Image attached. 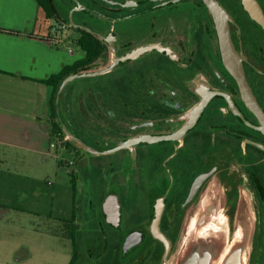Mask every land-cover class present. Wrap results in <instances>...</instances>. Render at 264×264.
Listing matches in <instances>:
<instances>
[{
	"label": "flooded vegetation",
	"instance_id": "af4514ba",
	"mask_svg": "<svg viewBox=\"0 0 264 264\" xmlns=\"http://www.w3.org/2000/svg\"><path fill=\"white\" fill-rule=\"evenodd\" d=\"M50 1L59 42L90 51L72 74L113 66L59 102L96 150L59 121L83 171L74 264H167L213 189L231 219L249 201V264H264V0Z\"/></svg>",
	"mask_w": 264,
	"mask_h": 264
},
{
	"label": "rangeland",
	"instance_id": "374dc122",
	"mask_svg": "<svg viewBox=\"0 0 264 264\" xmlns=\"http://www.w3.org/2000/svg\"><path fill=\"white\" fill-rule=\"evenodd\" d=\"M49 24L57 28L56 19ZM58 45L76 58L85 55L73 33ZM45 97L42 86L0 84V261L12 264L19 248L28 251L26 264H69L73 219L86 208L84 195L75 192L81 157L42 130V123L50 126Z\"/></svg>",
	"mask_w": 264,
	"mask_h": 264
},
{
	"label": "crops",
	"instance_id": "0c3cea01",
	"mask_svg": "<svg viewBox=\"0 0 264 264\" xmlns=\"http://www.w3.org/2000/svg\"><path fill=\"white\" fill-rule=\"evenodd\" d=\"M50 20L37 0H0V29L20 32V35L0 33V84L42 86L46 96L45 119L50 117L52 89L40 81L47 80L80 59L72 55L71 50L66 53L60 49ZM51 28L53 41L47 40ZM41 127L50 131L51 124L48 127L42 123ZM17 251L21 257L15 263L26 264L27 249L19 248ZM0 264L12 263L1 260Z\"/></svg>",
	"mask_w": 264,
	"mask_h": 264
},
{
	"label": "water",
	"instance_id": "95a60500",
	"mask_svg": "<svg viewBox=\"0 0 264 264\" xmlns=\"http://www.w3.org/2000/svg\"><path fill=\"white\" fill-rule=\"evenodd\" d=\"M228 56L232 62V56ZM112 68L95 73L71 74L63 80L57 93L56 105L63 132L85 153L91 154L96 150L86 145L63 122L59 110L61 95L75 79L106 73ZM225 209L226 199L219 196L215 189L210 191L193 214L190 226L182 232L178 247L167 264H249L254 232V215L249 201L241 200L233 219L227 216Z\"/></svg>",
	"mask_w": 264,
	"mask_h": 264
},
{
	"label": "trees",
	"instance_id": "16d2710c",
	"mask_svg": "<svg viewBox=\"0 0 264 264\" xmlns=\"http://www.w3.org/2000/svg\"><path fill=\"white\" fill-rule=\"evenodd\" d=\"M37 2L41 6V8L45 11L48 19H51V20L56 19L55 10L50 0H37ZM51 32H52V28L50 30L49 36L47 37V40L49 41H53L52 40L53 35L51 34ZM0 33L20 35V32L9 31V30H4V29H0ZM53 33L55 35L56 32L54 31ZM79 43L83 51L87 53V57H89L90 51L88 50L86 44L83 43L82 41H80ZM84 62L85 60L80 61L79 63L74 64V65L66 66L62 71H60L57 74L52 75L47 80L40 81L41 83L48 85L52 89V92L49 98V107H50L49 119H50V124H51V129H50L51 139H54L55 141L59 142V140H65V136L61 130L59 120H58L59 117H58V110H57V105H56V97H57L58 90L63 80L74 72L75 67H77L79 64L84 63ZM66 142L72 145L70 141H66ZM74 258H75V250H74V253L72 255V258L69 264H74Z\"/></svg>",
	"mask_w": 264,
	"mask_h": 264
},
{
	"label": "built area",
	"instance_id": "2783aa9c",
	"mask_svg": "<svg viewBox=\"0 0 264 264\" xmlns=\"http://www.w3.org/2000/svg\"><path fill=\"white\" fill-rule=\"evenodd\" d=\"M56 31V29H54ZM56 145L55 144H52V147H55Z\"/></svg>",
	"mask_w": 264,
	"mask_h": 264
}]
</instances>
